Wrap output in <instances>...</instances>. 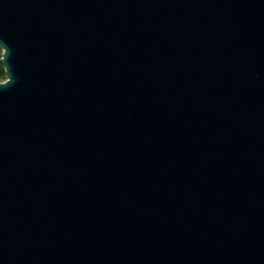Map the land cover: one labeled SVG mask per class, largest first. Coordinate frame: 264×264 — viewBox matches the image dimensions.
<instances>
[{"label": "water", "instance_id": "obj_1", "mask_svg": "<svg viewBox=\"0 0 264 264\" xmlns=\"http://www.w3.org/2000/svg\"><path fill=\"white\" fill-rule=\"evenodd\" d=\"M0 264H264V0H0Z\"/></svg>", "mask_w": 264, "mask_h": 264}, {"label": "trees", "instance_id": "obj_2", "mask_svg": "<svg viewBox=\"0 0 264 264\" xmlns=\"http://www.w3.org/2000/svg\"><path fill=\"white\" fill-rule=\"evenodd\" d=\"M1 49L2 48L0 47V51ZM1 59H2V56L0 58V83H2L6 79L5 67Z\"/></svg>", "mask_w": 264, "mask_h": 264}, {"label": "rangeland", "instance_id": "obj_3", "mask_svg": "<svg viewBox=\"0 0 264 264\" xmlns=\"http://www.w3.org/2000/svg\"><path fill=\"white\" fill-rule=\"evenodd\" d=\"M4 52H3V49H1V51H0V58H1V56L3 57V54ZM7 81V76H6V79L2 82V83H4V82H6Z\"/></svg>", "mask_w": 264, "mask_h": 264}]
</instances>
